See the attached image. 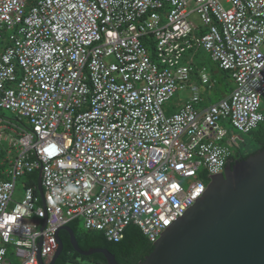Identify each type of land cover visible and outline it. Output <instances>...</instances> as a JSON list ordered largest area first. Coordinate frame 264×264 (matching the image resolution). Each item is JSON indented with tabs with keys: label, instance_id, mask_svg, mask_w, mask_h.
Masks as SVG:
<instances>
[{
	"label": "built area",
	"instance_id": "built-area-1",
	"mask_svg": "<svg viewBox=\"0 0 264 264\" xmlns=\"http://www.w3.org/2000/svg\"><path fill=\"white\" fill-rule=\"evenodd\" d=\"M3 31L0 264L9 253L49 264L77 218L109 241L135 224L155 243L234 159L239 137L220 120L242 132L264 122V0H0ZM198 49L235 85L206 105L185 60ZM37 170L44 196L26 183L17 200L18 177Z\"/></svg>",
	"mask_w": 264,
	"mask_h": 264
},
{
	"label": "water",
	"instance_id": "water-1",
	"mask_svg": "<svg viewBox=\"0 0 264 264\" xmlns=\"http://www.w3.org/2000/svg\"><path fill=\"white\" fill-rule=\"evenodd\" d=\"M202 196L155 241L153 251L139 264H264V149L210 174ZM38 190L44 196L41 170ZM47 224L44 218L42 229ZM61 230L81 255L103 253L108 264H119L104 247L82 249L74 230L61 226L58 248L49 264L63 251ZM40 264H45L39 254Z\"/></svg>",
	"mask_w": 264,
	"mask_h": 264
},
{
	"label": "trees",
	"instance_id": "trees-1",
	"mask_svg": "<svg viewBox=\"0 0 264 264\" xmlns=\"http://www.w3.org/2000/svg\"><path fill=\"white\" fill-rule=\"evenodd\" d=\"M37 1L28 0V5L31 6ZM4 40L5 39H3V41ZM1 46L2 41H0V47ZM199 50L201 49H198L197 51ZM218 68L223 71L224 76L227 78L228 81L230 78L229 73L221 69L219 64ZM229 92L230 91L228 90V88H226V93L223 95V97ZM201 102L203 105H206L204 103L203 98ZM244 133H249L252 136L253 140L255 141L256 148L253 151L244 154L237 146V148L235 149V153L231 157L239 160H243L249 155L264 149V122L260 123L256 128L252 129L251 131ZM38 174V170L28 174V179L26 183L37 184ZM208 180L209 178L206 179L207 182ZM67 225L71 226V228L74 230L79 246L82 249H89L90 247L107 248L115 254L119 264H139L154 249V243H152L147 238V236L142 233L141 229L135 224L128 225V227L125 229L123 239L119 242L109 241L105 236L104 231L84 229L79 218L69 221ZM60 235L64 243V248L60 256L57 258L55 264H108L107 259L103 253H95L90 256L79 254L72 246L70 242V235L66 230H61Z\"/></svg>",
	"mask_w": 264,
	"mask_h": 264
},
{
	"label": "rangeland",
	"instance_id": "rangeland-1",
	"mask_svg": "<svg viewBox=\"0 0 264 264\" xmlns=\"http://www.w3.org/2000/svg\"><path fill=\"white\" fill-rule=\"evenodd\" d=\"M224 5L226 7H229V4L226 2L224 3ZM190 19L197 24L201 25L202 23L200 15L196 12L190 16ZM5 35H8L7 31H3L2 33H0V41H2V47L0 48V53H2L5 50L4 48L10 44L8 40L3 41ZM149 53L154 59H156V54L152 45H149ZM191 58L193 59L192 67L194 68L195 73L191 76L192 79L191 81L189 80V82L195 83L199 86V94L203 97L205 104L217 102L218 100L223 98V95L226 93V88H228L229 91H231L234 88L235 86L234 81L231 78H229V80L227 81V78L224 76L223 71H221L218 68V64L214 60H212V58L210 57L209 53L206 50L201 49L197 52L195 51L188 52L185 56V60ZM199 68L203 69V71H205L210 77V81L208 83H203L200 80L198 74ZM188 84L189 83L186 84V87L179 89L176 92L175 96L166 103V108L170 106L171 109L172 108L178 109L186 103L188 98L192 95V91L188 87ZM171 109H169L168 112H170ZM1 113L9 118L17 119L16 114L10 110L2 109ZM23 123L26 126H30L29 121L26 119L23 120ZM220 124L223 125L229 131L230 134L238 135L239 139L236 145L238 146V148H240L242 153L246 154L248 152L253 151L256 148V144L252 136L249 133H244L237 130L231 124L229 119L220 120ZM4 144L7 147L9 143L8 141H4ZM232 148L234 149L235 146H232ZM1 161L2 159L0 158V176H1L0 178L7 179L5 174L4 175L1 174L3 172V169L8 168V164L6 163L2 165ZM27 179H28L27 175L20 176L17 179V187H16L17 189L14 194L17 200H21L23 197V192L25 189ZM8 260L11 261L13 264L21 263L20 259L12 255L11 253H9L8 255Z\"/></svg>",
	"mask_w": 264,
	"mask_h": 264
},
{
	"label": "flooded vegetation",
	"instance_id": "flooded-vegetation-1",
	"mask_svg": "<svg viewBox=\"0 0 264 264\" xmlns=\"http://www.w3.org/2000/svg\"><path fill=\"white\" fill-rule=\"evenodd\" d=\"M238 160H239V159L234 158V159L231 160V163L233 164L234 162H236V161H238Z\"/></svg>",
	"mask_w": 264,
	"mask_h": 264
},
{
	"label": "crops",
	"instance_id": "crops-1",
	"mask_svg": "<svg viewBox=\"0 0 264 264\" xmlns=\"http://www.w3.org/2000/svg\"><path fill=\"white\" fill-rule=\"evenodd\" d=\"M171 109V108H170Z\"/></svg>",
	"mask_w": 264,
	"mask_h": 264
}]
</instances>
